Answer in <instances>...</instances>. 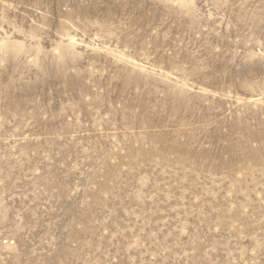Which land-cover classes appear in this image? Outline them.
<instances>
[{
  "label": "rangeland",
  "instance_id": "374dc122",
  "mask_svg": "<svg viewBox=\"0 0 264 264\" xmlns=\"http://www.w3.org/2000/svg\"><path fill=\"white\" fill-rule=\"evenodd\" d=\"M0 264H264V0H0Z\"/></svg>",
  "mask_w": 264,
  "mask_h": 264
}]
</instances>
